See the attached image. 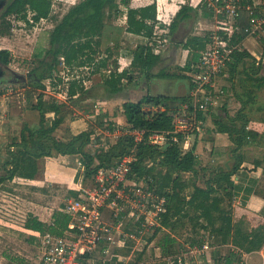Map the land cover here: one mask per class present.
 Instances as JSON below:
<instances>
[{
  "label": "trees",
  "instance_id": "trees-1",
  "mask_svg": "<svg viewBox=\"0 0 264 264\" xmlns=\"http://www.w3.org/2000/svg\"><path fill=\"white\" fill-rule=\"evenodd\" d=\"M186 3L181 5L170 22L171 33L176 31L181 20L188 19L194 13L193 8ZM241 4L244 7H250L253 0H241ZM121 6L127 8L125 30L143 35L149 42L135 46L128 66L118 71L119 64L116 59H110V52L100 56L96 62L95 58H97V47L101 45L106 19L115 18L121 11ZM262 7L264 8V4ZM253 9L252 16L264 13V10L257 9V6ZM29 11L32 13V21L48 18L52 12V0H9L0 13V22L9 27L7 17L17 15L31 24L28 18ZM156 11L155 0L140 6H131V0H79L57 20L50 32L49 46L45 56L38 59L29 72L30 83L38 89V92L35 94L29 91L26 100L29 108L38 111V122L33 126L23 123L19 136L9 144L8 158L3 164L5 172L0 174V186L3 182L17 176L34 180L44 179L45 159L54 154L79 155L84 165L83 179L88 183L100 169L109 168L116 161L133 153L135 158L131 164L130 176L144 177L150 186H154L158 193L165 196V209L161 214L160 226L154 228L153 234L161 230L160 227L175 230L179 224L183 226L189 222L192 232L207 231L212 238L215 236L218 244L230 242L246 251L257 248L264 241V225L254 224L249 228V222L243 219L238 221L240 223H236L234 217L235 215L236 218L238 217L237 213L241 209L232 205L235 188L232 175L243 161L240 150L245 144L259 139L264 127V114L259 118H253L246 111L248 104L253 103L258 96L257 89L262 88L264 91V74L257 76L262 66L246 48L240 46L233 50L227 69L232 84L238 74L245 76L242 79L255 80V83H251V86L240 91L233 85L240 106L233 114L225 111L224 115L214 119L216 130L225 132L234 144L232 148L234 161L229 169L214 170L203 185L195 181L188 182L182 176L184 172H191L194 179L197 178L195 144L188 150L182 149V134L172 132L174 117L180 111V105L189 101L191 86L189 91L181 96L146 92L137 100L123 101L122 113L128 126L165 132L167 140L160 147L143 141L136 143L132 135L121 134L108 144L93 148L98 136L92 122H89L87 128L77 133H70L67 137L56 135V130L64 122L69 103L67 100L59 101L55 97H45L46 85L43 81L55 79L61 64L60 56H63V62L68 68L90 66L94 63L92 68L94 72H99L100 69L109 70L104 75L102 84H99L101 99L119 95L123 89V79L131 78L130 68L139 69L146 79L153 76L181 77L190 81L188 73L197 70L200 53L206 48L211 31L185 38L182 47L187 51V57L185 63L179 67V71H173L170 67H160L157 71H153L161 62V54L155 52L152 46V41L156 39L153 37ZM204 13L206 16H212L209 12L204 11ZM242 17V21H238L242 25V30L234 31L230 35L232 44L244 40L248 35L243 28L248 25L249 20ZM247 58H251L249 62ZM11 61V51L0 48V62L8 65ZM59 80L63 81L62 78ZM66 85V99L78 100L83 94L89 92L79 78L68 80ZM30 94L34 100L31 99ZM256 110L263 112L264 104L258 105ZM205 111H209V108ZM48 113H52L53 117L50 118ZM205 113L201 109L197 111V115L202 118ZM109 128L114 129L112 126ZM259 162L260 160H256V163ZM190 186V192L186 193V189ZM78 193L79 191L70 190L69 195L77 197ZM225 197L228 199L227 203H224ZM69 220L70 216L67 213L57 209L53 211L50 223L29 214L24 226L41 233L47 231L63 234ZM161 240L159 246L163 249L164 255L173 256L175 238L169 234ZM203 242L202 235L199 238H192L190 244L201 247ZM172 256L171 264H180L177 255ZM204 257L205 259L208 257L207 250ZM221 260L222 258L215 257L212 264H220ZM142 264H167V262L149 261Z\"/></svg>",
  "mask_w": 264,
  "mask_h": 264
},
{
  "label": "rangeland",
  "instance_id": "rangeland-1",
  "mask_svg": "<svg viewBox=\"0 0 264 264\" xmlns=\"http://www.w3.org/2000/svg\"><path fill=\"white\" fill-rule=\"evenodd\" d=\"M7 2L9 0H6ZM79 0H52V12L48 18H43L39 21H32L31 18V12H28L29 19H31V24L26 23L21 18H19L17 15H10L7 17L9 27L5 26L4 24H1L0 22V48H7L11 51L12 54V61L7 65L4 66L5 70H8L10 72L9 74L6 72L5 75L0 78V118H6V115L9 116L7 120L12 121V118L15 116L13 115L16 110H23L27 108L28 111V120L30 123H27L29 125H36L38 122V113L34 111L33 109L29 108V104L27 102L28 93L29 91H33L35 94L38 92L37 88H34L32 84L30 83V69L32 66L37 62L38 59L45 56L46 49L49 46V35L50 32L54 26V24L59 20L62 15L68 10V8L75 4ZM151 0H131V6L133 5H143ZM181 1V0H180ZM136 4H133L135 3ZM172 0H168V3L170 4ZM254 5L253 7L257 6V9L264 10L262 5L264 4V0H253ZM253 7H248L246 9L254 10ZM121 9L123 6L120 7ZM126 8V7H124ZM174 6L168 7V13L169 17L167 18L169 22L172 21L174 17L173 13ZM202 11H206L212 14V16H205L203 20H201V24L198 23L200 14L196 16L195 20L188 21L184 27L178 32L175 31L174 33L170 32V27L167 23H163L159 26L154 23V35L153 37L156 38L154 41H152L153 50L155 52L160 53L162 56H167V62L161 61L159 65H157L153 71H157L160 67H167L171 68L173 71H179V67L182 66L185 63V59L187 56H184L186 53H183L182 48L179 46L182 37L193 35V34H204L205 31H211L216 28L217 23L221 24L227 21L228 23V17H225L222 12H217L220 10H215V12H211L209 8H201ZM4 8H2L3 10ZM1 10V11H2ZM0 11V13H1ZM127 11V8H126ZM124 14H122V11H120L117 14V24L121 23L120 21ZM199 16V17H198ZM253 17V16H252ZM247 20L248 19V13L244 14L242 19ZM1 20V19H0ZM113 20V19H112ZM111 19H106L105 28L103 31V36L101 38V45L97 47V53L96 57L103 56L106 52H108V49L111 50V53L113 56H119L122 60V63H124L125 60L128 59L129 56L133 54V50L135 46L132 44L137 42L136 45L144 44L142 42H139L136 39L125 37L124 35V29L120 26H114L113 21ZM123 20V19H122ZM112 21V23H111ZM238 21H242L240 18ZM238 23V22H237ZM245 23V22H244ZM239 26L242 27L240 23H238ZM258 37H257V36ZM165 36V38H163ZM248 36H255L258 41V47L262 50L261 52V58L259 60H256L260 62L261 64V70L257 74V76L264 74V25L253 35H247ZM122 39L124 41H128V43L123 44L125 46V49L120 48L121 45L116 46L113 44L115 40ZM159 39V40H158ZM163 39H165L163 41ZM111 42V43H110ZM133 42V43H132ZM177 44V46H175ZM243 40L240 42H237L232 46L230 44L231 53L232 50H235L236 48L244 47ZM114 45V46H113ZM178 48V50H177ZM245 48V47H244ZM120 49L121 53H120ZM177 50V51H176ZM120 53V54H119ZM183 56V57H182ZM132 58V57H131ZM251 58H247L248 62ZM251 62V61H250ZM93 73H96L95 75H92ZM54 77L55 79H51L48 81V79H45L43 83L46 85L45 87V97H55L59 101L67 100L69 103V107L67 111L65 112L64 117V123L63 124H71L77 121L78 117L82 115L83 110L85 114L92 113V111L95 110V105L97 104L98 110L95 112L97 113L96 117L87 116L86 119L90 120L95 125V133L98 136L97 143L93 146L97 147L99 145H106L110 141L115 140V135L113 130H110L109 126H112L114 128H118L121 130L124 129L123 125L124 123H118V121L123 122V114H122V103L126 99L131 100H137L141 97L143 88L146 87V84H148L149 79L146 80L143 73L139 71L137 68H130V74L131 78L123 79L122 86L123 89L119 93V95L116 98L111 99V103L114 102L115 105H113L112 110L110 113L108 106L109 103L106 105L104 103H98L96 96L88 97L84 96L85 94L80 97V99H66L67 97H64L61 95V91L65 89L66 82L72 78H78L76 77L79 75V77H83L86 79V83H84V86L86 88H92V90L95 92L97 97H100L98 93H101V91L96 88H93L94 82L98 80L99 84H102V81L104 79V75L106 73L103 72V69H100L99 72H94V70L90 68L85 67H71L68 68L67 66L60 65L59 69ZM240 77V78H239ZM244 75H237L236 78L233 79V84L231 77L229 75L227 66L221 72L220 75H218V78L214 81V84H212L211 89V95L213 96V105H210L209 107H206L203 111L206 112L209 108V111L205 113V116L199 117L200 124L198 127L189 134L187 139L182 134V140H181V146L182 149L188 150L195 144V154L197 156V178L194 179V176L191 172H184L182 174L183 178L187 180L188 182L195 181L198 184H205L206 180L210 178L212 172L214 170L218 169H229L234 161V153H232V148L234 146L233 143H231V147L227 151H222L221 153H217V151L212 150L210 147H206V143L202 141L200 135L201 131H206V129H212L211 126H213L214 119L216 117L224 115V112H228L229 114H233L238 107L240 106V103L237 102L236 98L232 95V91L234 86L237 90L246 88L251 86V83H255V80H249L248 78H244ZM59 78H62L63 81L60 82ZM67 78V79H66ZM190 82V81H189ZM234 85V86H233ZM150 88V87H149ZM160 88V86H159ZM224 88H227V90H224ZM28 91V92H27ZM258 93V96H256L253 103L248 104V107L246 108V111L249 112L250 116L253 118H259L263 112L257 111V106L264 104V91L262 88L257 89L256 91ZM30 97L32 100H34L33 96ZM86 97V98H85ZM116 99V100H115ZM14 105V106H13ZM224 106V108H223ZM235 108V109H233ZM31 110V111H30ZM180 113L183 112V110L179 111ZM189 115V114H188ZM15 119V117H14ZM68 121V122H67ZM85 122V121H84ZM88 122V121H87ZM215 123V122H214ZM87 124V123H86ZM75 130H79L80 128L78 125H75ZM22 125L20 124V127ZM69 126V125H67ZM120 126V127H118ZM64 128H66V125L61 126L57 129L56 132L59 131L63 134ZM68 128V127H67ZM113 131V132H112ZM70 134V133H69ZM117 134V132L115 133ZM68 134L66 135V137ZM261 140H264V134L261 135ZM17 138V136H15ZM15 138H8L6 141H0V174H4L5 170H3V161L5 160L7 154V149L9 144L15 139ZM1 140V139H0ZM245 146V147H244ZM242 148H245L246 151H248L247 159L251 160L255 155H258L261 157V151H258L256 153L249 154L251 150L254 149V146L252 144H246ZM241 148V149H242ZM253 148V149H252ZM93 150V149H92ZM203 151H207L209 156L208 160H205L206 156L203 155ZM72 158V157H70ZM213 158V160L211 159ZM46 160V159H45ZM5 162V161H4ZM13 181H5L2 183L1 186H7L9 184H12ZM13 186L10 187V192H5L6 199L2 200L3 203L8 204V207L14 212V217H10L12 220L9 225L8 224H1L6 231H3L5 233H8V229L14 230L13 237H7L4 234H0V247L1 249H6L7 251L14 254H17L18 256H21V254H28L30 256H35L36 264H40L41 259V247L39 246V236L35 235L36 238H31V244L24 243L21 239L23 238V229H21V223L25 222V218L32 214L31 209L33 207H39V208H45L46 210L50 211L57 210L63 207V204L66 202V200L70 197V195L67 193L68 186L65 183L57 184V185H44V186H37L34 187L33 185H30L27 180H21L18 179L13 182ZM0 186V187H1ZM73 186V185H70ZM154 187V186H153ZM155 188V187H154ZM191 190V186L186 189V193H189ZM10 196V198H9ZM233 200V198H232ZM228 199L225 197L224 203H227ZM37 205V206H36ZM39 205V206H38ZM5 213L8 212L5 208L0 207ZM109 216V215H108ZM1 220H5L0 216ZM129 220L130 225H132V228L129 229V231H136L134 230L135 227L139 225V223H135V219H127ZM131 220V221H130ZM161 220V219H160ZM152 222L151 220H149ZM156 226V225H155ZM151 225H146V227L143 228V231L141 233L133 234L134 236L127 237L125 239V243L123 245L116 243L112 244L111 246H116L117 251L121 253V262L123 264H141L144 262H152V259L155 258L157 262L164 261L170 263V257L172 255H164L162 252V248L159 246V242L162 241L161 239L164 236L171 235L175 238V244H174V253L173 256L178 255L179 257L187 259L190 258L194 260H198L200 257H196L197 255L194 254V251H191L190 249L193 248L191 243L192 238H199L203 235L204 242L203 244L209 245V252L208 256L211 257L210 263H213L215 257L219 258V256H222L223 253H227L229 251L228 247L220 246L218 242L212 236H210V233L204 230H199L198 232H192V229L190 228V223L187 222L186 225L183 226H177L175 230H171L169 228L160 227L161 230H158L155 234L154 227ZM131 227V226H130ZM130 236V235H128ZM4 238V239H2ZM11 238V239H10ZM13 238V239H12ZM4 240V241H3ZM38 241V244H37ZM164 248V247H163ZM0 249V250H1ZM99 251V250H98ZM13 254V255H14ZM36 255L38 257H36ZM15 256V255H14ZM172 256V257H173ZM103 256H101L100 253L92 252L89 253V256L87 258H84L82 260V264H93V262H96L95 264H100ZM170 259V260H169ZM40 261V262H39ZM207 261V260H206ZM120 262V261H119ZM17 263V261H16ZM3 264H10L8 261H4Z\"/></svg>",
  "mask_w": 264,
  "mask_h": 264
},
{
  "label": "built area",
  "instance_id": "built-area-1",
  "mask_svg": "<svg viewBox=\"0 0 264 264\" xmlns=\"http://www.w3.org/2000/svg\"><path fill=\"white\" fill-rule=\"evenodd\" d=\"M188 3L197 8H209L213 12L223 11L222 14L228 17V23L227 21L217 23L215 31L211 30L208 35L209 42L200 53L197 70L188 73L191 86L189 101L180 105L179 108L183 112L175 115L172 130L173 133L183 134L185 139L200 124L197 111L213 105L214 99L212 100L210 88L231 59L230 44L232 46L234 44L231 43L230 35L234 31L242 30L237 22L239 18L241 19L244 8L241 0H188ZM155 24L158 25L159 22ZM263 25L264 13H259L249 18V23L243 31L253 35ZM60 60V65L66 67L63 56H60ZM128 64L129 62L122 64L119 69ZM66 91L65 87L61 95L66 97ZM113 131L115 138L121 134H129L133 136L134 142L143 141L153 146L160 147L167 140L165 132L157 130L129 126L121 132L120 129ZM134 158L133 153H130L111 167L100 169L88 183L78 186L77 197H69L61 208L70 216L67 229L63 234L45 232L41 235V264H82L85 255L93 252L99 245L108 246L114 243L123 245L127 237L141 233L146 225H160L161 214L165 209V196L150 186L144 177L130 176ZM78 165L84 169L81 160L78 161ZM107 214L115 222L111 218V221L106 220ZM133 218L136 220L135 223H139L134 229L136 231L122 230L125 220ZM130 226L129 229L132 228V225ZM107 246H105L106 250H108ZM208 249L209 245L205 243L201 247L194 246L190 250L200 258L190 260L183 256L180 257V264H204L202 254Z\"/></svg>",
  "mask_w": 264,
  "mask_h": 264
},
{
  "label": "crops",
  "instance_id": "crops-1",
  "mask_svg": "<svg viewBox=\"0 0 264 264\" xmlns=\"http://www.w3.org/2000/svg\"><path fill=\"white\" fill-rule=\"evenodd\" d=\"M155 1H156V10H157L156 14L158 15L156 17V23L159 22L160 25H162L164 22L165 23L168 22L170 24L169 20L167 19L169 17V13H168L169 5L174 6L173 13L175 15V13L179 10L181 5L185 4L186 2H187L186 4H189L188 0H181V1L180 0H172V2L170 4L168 3V0H155ZM133 4H136V2ZM253 4H254V2H253ZM133 6H136V5H133ZM137 6H140V5H137ZM124 7L125 6H123V8L121 9L122 14H124V16H123L124 18H122L123 20L122 19L120 20L122 22L117 24V21H116L117 17H115V18H113V20L111 19L113 21L112 25L122 27V29H124L125 37L127 36L128 38L129 37L132 39L134 38V39H136L142 43L149 42L148 38H146L145 36L139 35V34H134V33H131V32H128L125 30L126 8H124ZM191 7L193 8L194 13L188 19L181 20L178 23L176 31L179 32L188 21L195 20L196 16L198 14H200V17L198 16L200 18L198 21L199 24H201V22H202L201 20H203V18H205L206 15H205L204 11H202V9H200L199 7L198 8L193 7V6H191ZM243 13L244 14L248 13V19L247 20H249V18L252 16L251 13H254V10H249V9H246V7H244ZM158 18H160V19H158ZM112 21H111V23H112ZM186 37L187 36L182 37L183 39L181 40L180 45H179L182 48L183 53H186L184 56H187V51L182 47V43ZM254 37L255 36L246 37L243 40L242 45L257 60H259L261 58L262 50L260 49V47H258V45H257L258 41H256L257 39ZM125 43H128V41H124L122 39L115 40L113 42V44L116 46L121 45L120 48H122V49H125V46L123 45ZM136 44H137V42L134 41L132 46L133 45L137 46ZM175 46H177V44H175ZM122 49H120V53H121ZM177 50H178V48H177ZM109 52L111 53V50H108V52H106V53H109ZM131 57H132V55L129 56L128 59L124 61V63L129 62L131 60ZM98 58H95V62L98 60ZM119 58H120L119 56H113L111 53L110 59L111 60H113V59L117 60V62L119 64L118 65V71H121L126 66L119 69V66L124 64V63H122V60ZM167 59H168L167 56L161 55V61L167 62L168 61ZM93 65H94V63L91 64L90 66H83V67L93 68ZM103 72L107 74L109 72V70L103 69ZM95 74L96 73H93L92 75H95ZM76 77L81 79L83 84L86 83L85 78L79 77V75H77ZM216 78H218V77H216ZM216 78H215V80H216ZM146 80H148V79H146ZM145 84H146V87L143 88L141 96L144 95L146 92H149L152 94H166V95H172V96H181V95L186 94L190 88L189 80L187 78H181V77H157V76H153L152 78H149L148 84L147 83H145ZM159 86H160V88H159ZM93 88H96V89L99 88L98 80H96L94 82ZM224 90H227V88H224ZM98 94H99V96L102 95V93H98ZM94 95L96 96L95 98H97L98 103H100V104L104 103L105 105L107 103H109L108 109H109L110 113H112L111 112L112 108H110V107L115 105V103L114 102L111 103V99L116 98L117 96L112 97V98L101 99V98L97 97V95L92 90V88H89L88 94H85L84 96L91 99L90 97H94ZM232 95L236 98V95L234 93V88L232 91ZM236 100H237V98H236ZM237 102H238V100H237ZM94 105H95V110L92 111V113L85 114V112L83 110L82 115H80L78 117L77 121L75 123L73 122L72 125L69 123L63 124L64 123L63 122L61 126L66 125V128H64L63 134L61 132L59 133V131H58V132H56V135L59 137H65L69 133H77L78 131L87 128L89 122H91V121L87 120L86 117L91 115L92 117L95 118L97 115V113H95V112L98 110V106H97V104H94ZM233 109H235V108H233ZM34 111H36V110H34ZM36 112L38 113V111H36ZM13 113H14L13 115H15L14 116L15 119L13 117L12 121H11V119L7 120V119H9L8 118L9 116H7V115H6V118H4V117L0 118V139H1L0 141H2V142L8 140V138L13 139V138H15V136L18 137L20 130L22 128V126L20 127V124L23 125V123H30L28 118H27L28 117L27 108H25L23 110H18V111L16 110ZM48 115L50 118L53 117L52 113H48ZM38 119H39V114H38ZM118 123H124L123 125H121L124 128L129 127L126 124L124 115H123V122L118 121ZM67 125H69V126H67ZM70 125H71V127L78 125V127L80 129L75 130L74 128H69ZM118 127H120V126H118ZM211 127H212V129L207 128L206 131H201L200 137H201L202 141H204L207 144L206 147H210L212 150L217 151V153H221L222 151H227L231 147V143H232L230 141L228 135L225 132L217 131L214 122H213V126H211ZM114 129H116V128H114ZM262 134H264V127H263V130L261 132V135ZM261 137L262 136H260L259 139L255 140L253 142L247 143L248 145L252 144L254 146V149L252 148L253 150H251L249 154L256 153V152L258 154V151L260 150L261 151V157L258 155H255L253 157V159L249 160L246 157L248 154V151H246L245 148H242L240 151L243 154V161L241 162L238 170L232 175V179H233V182L235 185L232 205L234 207L237 206L241 209V211H239L237 213L238 217L236 218V215H235L234 218H235L236 223H240L238 221H240L242 219H243V221L247 220L249 222V228H251V226L254 224L264 225V223L262 224V222H264V140L263 139L261 140ZM0 153H1V149H0ZM202 153L204 156H206L205 160H208L209 159V158H207V156H209L208 152L203 151ZM70 157H72V158H70ZM7 158H8V155L6 156L4 161H6ZM211 159L213 160V158H211ZM256 160H260V162L256 163ZM4 161H3L2 165L4 164ZM78 161H80V156L76 155V154H65V155L54 154L52 156L46 157V169H45V173H44V175H45L44 179L34 180V179H26V178L17 176V177H14L9 182H11V181L15 182L18 178L21 180H27V182L30 185H33L34 187H37V186L40 187V186H44V185H48V184L49 185L50 184L57 185V184L65 183L68 186L67 193L70 194V190L78 191L79 190L78 186L82 183L83 184L86 183V182H84L85 180L83 179V173H82L83 169H81L79 167ZM2 168L4 170V166ZM13 182H12V184H9L7 186H4V187L1 186L0 187V207L5 208L8 211L5 214V216H3V214L5 212L0 208V216L3 219H5V220L0 219L1 224H8L9 225L12 222V221L9 222L10 220H12L10 217H14L13 213L10 212V211H12V212H14V211L11 210L10 208H6V207H8V204H5L2 202V200H5L6 197H8V196H6L5 192H10L9 191L10 187H12L14 185ZM70 185H73V186H70ZM9 198H10V196H9ZM63 206H64V204H63ZM242 210H243V214H242ZM53 211L54 210H52V209H50V211H48L43 207L42 208L33 207L31 209L32 215L36 216L39 220L46 222V223L51 222ZM107 216H108V214L105 215L106 220L111 221V219H112L115 222V220L111 216H108V217ZM26 218H25V220H26ZM1 224H0V234L3 231H6V229ZM20 225H21L20 226L21 229H23V233H22L23 238L21 240L26 244H31V238L32 237L36 238L35 235L39 236L38 238H39V243H40L41 235L44 234L45 232H47V231H45V232L41 233L37 230L27 228L24 226V222H22ZM129 226H130L129 220L126 219L124 222V225H123V227H121V229L129 231ZM158 226H160V225H158ZM158 226H156V227H158ZM9 227H10V225H9ZM249 228H248V230H250ZM8 230H9L8 233L3 232L2 234H4L7 237H13L12 233H14V230H12V233H11V229H8ZM38 238H36V240ZM2 239H4V238H2ZM0 241H1V239H0ZM37 244H38V241H37ZM105 246H107V245H105ZM105 246H104V244H101L93 251V252L97 251L98 253L101 254V256H103V258H102L103 260L101 261L100 264H117V263L123 264L120 260V259H122L121 253L117 251L116 246L108 245L107 246L108 250H106ZM220 246H225V247H228V249H229V251L227 253H223L222 256H219L220 258H222L220 264H226V262H230V264H264V241L261 243V245L259 247L249 249L247 251L243 250L242 248H240V247H238V246H236L230 242L220 244ZM0 249H1V247H0ZM209 250L210 249L207 250V254H208ZM13 254L14 253L10 254V252L7 251L6 249H1L0 250V264H3L4 261H8L10 264H36L35 256H30L28 254H21V256L14 254L15 255L14 256ZM91 254H92V252H91ZM204 255H205V252H203V254H202V258L204 259V264H212V263H210L211 257L208 256L207 259H205ZM88 256H89V253L85 255V258H87ZM36 257H38V256L36 255ZM177 257L180 259V257L178 255H177ZM16 261H17V263H16ZM152 262L156 263V259L153 258ZM95 263L96 262H93V264H95ZM167 264H171V260H170V263L167 262Z\"/></svg>",
  "mask_w": 264,
  "mask_h": 264
},
{
  "label": "water",
  "instance_id": "water-1",
  "mask_svg": "<svg viewBox=\"0 0 264 264\" xmlns=\"http://www.w3.org/2000/svg\"><path fill=\"white\" fill-rule=\"evenodd\" d=\"M6 4H7L6 0H0V11L2 10V8L5 7ZM3 65L4 64H2L0 62V78H2L5 75V72H6V70L4 69ZM4 66H7V65H4Z\"/></svg>",
  "mask_w": 264,
  "mask_h": 264
},
{
  "label": "flooded vegetation",
  "instance_id": "flooded-vegetation-1",
  "mask_svg": "<svg viewBox=\"0 0 264 264\" xmlns=\"http://www.w3.org/2000/svg\"><path fill=\"white\" fill-rule=\"evenodd\" d=\"M6 72H7L8 74L10 73V72H8V70H6ZM6 72H5V73H6Z\"/></svg>",
  "mask_w": 264,
  "mask_h": 264
}]
</instances>
